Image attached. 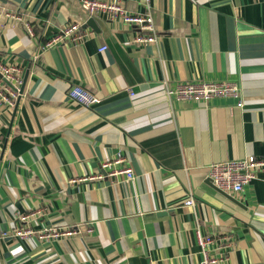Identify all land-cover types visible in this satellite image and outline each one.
Wrapping results in <instances>:
<instances>
[{"label": "crops", "instance_id": "0c3cea01", "mask_svg": "<svg viewBox=\"0 0 264 264\" xmlns=\"http://www.w3.org/2000/svg\"><path fill=\"white\" fill-rule=\"evenodd\" d=\"M6 10L36 36L22 24L0 31V56L24 66L17 106L0 109V264H197L199 231L217 236L223 264H264V168L239 193L208 177L213 162L264 156V0H152L159 36L143 44L133 41L138 27L91 15L80 0H0ZM91 17L96 34L84 43L39 50L62 25ZM193 79L238 82L243 106L168 98V85ZM76 85L98 102L71 98ZM118 152L134 179L70 182L105 172ZM190 193L195 206L183 203ZM37 206L47 212L35 228L81 232L3 236Z\"/></svg>", "mask_w": 264, "mask_h": 264}, {"label": "built area", "instance_id": "2783aa9c", "mask_svg": "<svg viewBox=\"0 0 264 264\" xmlns=\"http://www.w3.org/2000/svg\"><path fill=\"white\" fill-rule=\"evenodd\" d=\"M144 5L143 11H131L123 5V0H80L82 8L91 15L106 14L111 20L138 27L139 32L134 36L133 41L138 44L154 42L159 36L152 10V0H141ZM22 24L31 36H36L34 27L30 20L23 14L16 11H0V31L7 26ZM96 30L93 27L85 26L79 21H72L62 25L51 36H48L39 43V50H46L62 44L80 45L88 38L94 36ZM100 51L107 49L106 45L100 46ZM35 52V57H37ZM24 66L22 63L5 60L0 56V109L16 107L23 95L24 87ZM167 94L169 99L183 101H209L213 98H233L237 106H243L242 89L238 82L223 80H186L177 83L175 86L168 85ZM69 96L84 106H91L98 102V97L90 93L86 88L76 85L69 89ZM126 158L122 152L115 154L112 159L104 161L102 167L105 172L97 175L73 177L70 182L103 179L109 176H124L131 180L135 178V172L131 165L125 163ZM111 167V168H110ZM109 168V169H108ZM264 168V156L253 154L245 155L239 159H227L211 163L209 179L213 184L226 192L239 193L256 178L257 172ZM183 203L195 206L196 201L190 193ZM47 212L46 207L37 206L19 215L20 224L11 230L4 231L3 236L14 237H37L40 241H56L81 232L77 225L51 224L42 228H35L34 221L41 218ZM87 233L94 231L93 223L86 222ZM227 246L231 247L232 235L223 237ZM217 236L212 233L203 234L198 232V243L201 248L202 260L197 264H223L227 255L219 256L215 253Z\"/></svg>", "mask_w": 264, "mask_h": 264}, {"label": "water", "instance_id": "95a60500", "mask_svg": "<svg viewBox=\"0 0 264 264\" xmlns=\"http://www.w3.org/2000/svg\"><path fill=\"white\" fill-rule=\"evenodd\" d=\"M94 24H95V18L94 17H91V21H89V26L91 25V27H93ZM85 26H88V25H85ZM210 181H211V179H210ZM219 190H221V189H219ZM221 191H223V190H221ZM223 192H225V191H223Z\"/></svg>", "mask_w": 264, "mask_h": 264}]
</instances>
